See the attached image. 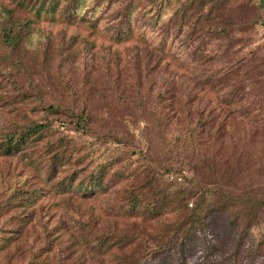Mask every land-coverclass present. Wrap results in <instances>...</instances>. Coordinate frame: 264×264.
Returning a JSON list of instances; mask_svg holds the SVG:
<instances>
[{"label": "rangeland", "instance_id": "obj_1", "mask_svg": "<svg viewBox=\"0 0 264 264\" xmlns=\"http://www.w3.org/2000/svg\"><path fill=\"white\" fill-rule=\"evenodd\" d=\"M128 3L83 0L79 17L69 20L58 12L21 6L19 0H0V143L5 125L41 119L40 107L68 104L70 98L79 107L87 102L95 107L74 109L92 110L102 117L111 109L104 108L108 95L117 91L126 98L136 90L145 93L143 67L150 50L152 60L162 56L160 64H168L169 70L160 75L165 80L173 72L191 90L198 80L195 74L205 73L207 82L200 95L206 113L226 126L222 152L229 157L235 151L239 167L250 168L264 138V83L260 89L245 85L243 101L229 103L224 73L233 66L234 73L250 70L253 75L260 63L264 65V0H135L132 29L119 37ZM10 28L27 34L17 48L5 44L4 33ZM169 28L178 32L166 39ZM156 91L152 90L153 96ZM123 111L129 112L116 108L113 123L127 129L125 143L77 130L69 117L63 116V122L61 115H52L56 137H67L78 157L52 180L45 163L39 161L47 160L41 154L44 142H39L34 159L0 152V264H126L124 258L138 242L154 248L144 253L139 264H264V253H259V248L264 251V222L234 229L226 214H217L198 233L200 243L179 259L176 246H162L154 239L164 235V224L175 221L178 210L165 211L159 218L127 216L119 210L142 179L138 172L145 168L162 164L157 193L175 198L174 204L185 200L189 208L200 198L192 182L205 177L203 167L179 155L168 157L165 151L178 146L191 154L193 148L180 132L185 118L148 148L144 121L133 122L136 119ZM91 123L103 128V122ZM149 150L151 162L143 155ZM107 161L115 162L113 169L122 173L106 192L83 196L62 192L56 185L65 176L86 178ZM223 164L216 179L222 184L227 181ZM231 182L238 190L247 185L244 178L234 177ZM83 222L101 232L122 234L132 243L102 250L90 247L81 235Z\"/></svg>", "mask_w": 264, "mask_h": 264}, {"label": "trees", "instance_id": "obj_2", "mask_svg": "<svg viewBox=\"0 0 264 264\" xmlns=\"http://www.w3.org/2000/svg\"><path fill=\"white\" fill-rule=\"evenodd\" d=\"M128 2L124 8L126 12L122 17L120 25L122 29L118 32L119 37L127 34L132 29L131 16L136 4L135 0H128ZM19 4L21 6L34 5L38 11L58 12L67 19L73 20L79 17V9L83 5V0H19ZM181 10L184 16L186 7ZM224 17V15L221 16L222 19ZM262 24L264 26V19ZM242 29L245 28L242 27ZM171 32L177 33L178 30L176 28L167 29L166 39H168ZM13 33L11 28L5 31V44L17 48L23 41H26L27 34L26 32L20 33L17 31ZM185 45L188 47V44ZM151 54V51L147 50L146 62L143 67L144 85L147 86L145 93L136 90L131 97L127 96L126 98L118 96L117 91L116 94L108 95L105 98L107 101H105L104 108L111 109H108L102 117L96 115L92 110L74 109L95 107L89 102L86 103V107H79L76 101L70 98L68 104H51L40 107L44 113L41 119L33 118L20 123L11 122L4 126L6 130H4L3 139L0 143V152L9 155L21 153L34 159V151L39 142H44L45 146H43L41 154L47 157V160L39 161L45 163L47 175L52 180L60 171V168L62 172L67 164L78 159L75 156L71 141L64 136L56 137L57 128L54 124L55 121L51 118L52 115H61V121L63 122L65 121L63 116L69 117L77 126V130L91 132L96 137L101 135V139L109 137L117 142L125 143L127 139L124 135L127 129L123 125L116 126L113 123L116 108H123L129 112L123 111L122 113L136 119L133 122L142 120L146 124L144 132L148 148L156 140H161L165 133L168 134L171 128H175V124H179L185 118V127L181 128L180 132L184 136V141L190 143V148H193L191 154H187V149L181 150L178 146L175 148L170 147L165 151L167 154L170 153V155H167L168 157L179 155L204 168L202 173L205 177H202L203 179L197 178V181L192 182L196 191L200 194L195 206L189 208L188 202L185 200L177 201L174 204L175 198L166 199L165 194L159 195L157 193L156 189L160 184L158 174L162 170L161 168L164 167L160 164L156 169L147 170L145 168L143 171L138 172L139 175L143 174L142 179L134 186L135 189L132 191V195L129 196V201L121 204L119 208L127 216L144 214L151 218H159L168 210H178V218L173 222L164 224L165 231L162 229L164 235L154 239L162 246H176L178 258L184 259L186 253L200 243L198 233H203L209 225L210 219L217 214H226L228 223L234 229L239 226L247 229L264 222V138L257 150L255 159L251 162L250 168L241 169L239 167V157L235 151H230L229 157L224 156L222 152L220 140L227 138L225 135L226 126L221 121L214 122L218 118L206 113L208 108L203 107L204 100L203 96L200 95V91L207 82L205 73L199 70L195 74L198 80L194 81L192 89L189 90L178 81L173 72H169L166 80L162 76L160 77L162 73L169 70L168 64L162 66L160 64L162 56L152 60L153 55ZM259 59L260 57L256 59V62ZM262 64L263 62L259 64L260 69L255 70L253 75L250 70L243 73L235 71L234 73L233 66L225 71L224 79L228 80L225 85L227 89L225 101L229 103L243 101L246 94L245 85H252L253 88L260 89L264 83V65L262 66ZM254 67L251 66L252 69ZM152 76L157 79L151 80ZM257 76L261 78H254ZM154 89H157V91L153 96L152 90ZM153 98L152 106L148 107L147 104L152 103ZM156 99L157 104L155 103ZM141 102L146 106L141 107L139 105ZM92 121L103 122L105 132H103V128L94 126L91 123ZM232 148L234 149V147ZM143 155L147 157L149 162L152 161L153 156H151L150 150ZM162 160H164L163 156ZM221 164L226 168L227 181L223 184L216 182L217 169ZM113 165H115V162L107 161L98 169H93L86 178H79L75 175L65 176L56 185L62 192L74 191L83 196L106 192L116 185L115 179L122 173L119 170H114ZM167 170L169 171V169ZM234 177L236 180L246 179L247 185L239 190L235 189L231 182ZM15 198L14 196L13 201ZM9 202L12 201L10 200L7 203ZM3 206L5 205L2 204ZM80 231L87 245L93 248L97 247L100 250L104 248L111 249L116 245L124 247L128 243H132L122 234L101 232L86 222L80 223ZM145 246L146 244L143 246L139 242L135 244L132 254L124 258L125 263L139 264L146 253L154 250L152 245ZM259 249V253H264L262 248Z\"/></svg>", "mask_w": 264, "mask_h": 264}]
</instances>
